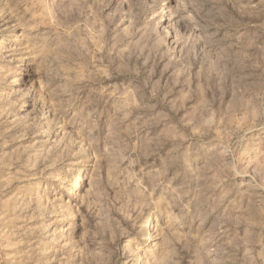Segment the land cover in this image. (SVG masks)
Returning <instances> with one entry per match:
<instances>
[{
  "label": "rangeland",
  "instance_id": "1",
  "mask_svg": "<svg viewBox=\"0 0 264 264\" xmlns=\"http://www.w3.org/2000/svg\"><path fill=\"white\" fill-rule=\"evenodd\" d=\"M0 264H264V0H0Z\"/></svg>",
  "mask_w": 264,
  "mask_h": 264
}]
</instances>
